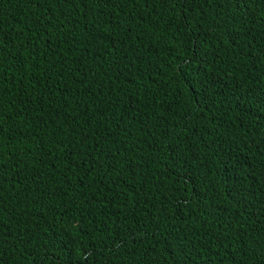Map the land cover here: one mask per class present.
<instances>
[{
    "label": "trees",
    "instance_id": "16d2710c",
    "mask_svg": "<svg viewBox=\"0 0 264 264\" xmlns=\"http://www.w3.org/2000/svg\"><path fill=\"white\" fill-rule=\"evenodd\" d=\"M0 264H264V0H0Z\"/></svg>",
    "mask_w": 264,
    "mask_h": 264
}]
</instances>
